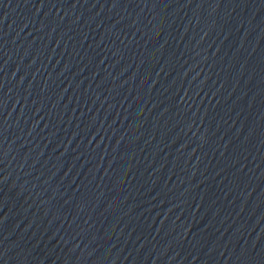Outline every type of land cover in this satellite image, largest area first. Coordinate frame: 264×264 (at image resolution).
Returning <instances> with one entry per match:
<instances>
[{"label":"water","instance_id":"1","mask_svg":"<svg viewBox=\"0 0 264 264\" xmlns=\"http://www.w3.org/2000/svg\"><path fill=\"white\" fill-rule=\"evenodd\" d=\"M0 264H264V0H0Z\"/></svg>","mask_w":264,"mask_h":264}]
</instances>
